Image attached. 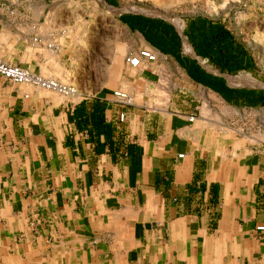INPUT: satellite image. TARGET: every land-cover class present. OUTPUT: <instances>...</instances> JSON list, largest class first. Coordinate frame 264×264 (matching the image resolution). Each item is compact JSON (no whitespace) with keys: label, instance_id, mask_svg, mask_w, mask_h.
Listing matches in <instances>:
<instances>
[{"label":"crops","instance_id":"obj_1","mask_svg":"<svg viewBox=\"0 0 264 264\" xmlns=\"http://www.w3.org/2000/svg\"><path fill=\"white\" fill-rule=\"evenodd\" d=\"M214 2L0 0V61L75 89L0 76V264H264V64Z\"/></svg>","mask_w":264,"mask_h":264},{"label":"rangeland","instance_id":"obj_2","mask_svg":"<svg viewBox=\"0 0 264 264\" xmlns=\"http://www.w3.org/2000/svg\"><path fill=\"white\" fill-rule=\"evenodd\" d=\"M208 4L205 10L224 18L226 25L264 64V0H215Z\"/></svg>","mask_w":264,"mask_h":264},{"label":"built area","instance_id":"obj_3","mask_svg":"<svg viewBox=\"0 0 264 264\" xmlns=\"http://www.w3.org/2000/svg\"><path fill=\"white\" fill-rule=\"evenodd\" d=\"M140 58H144L148 61H154L156 59V55L150 50L142 49L137 55L127 58V61L132 66H137ZM0 76L14 84H27L44 90L57 91L63 95H72L75 93V89L73 87L62 84L51 77L36 74L19 65H12L2 61H0ZM119 95L125 99L126 103L130 102L127 94L121 93ZM119 119L122 121L124 119V114H120ZM189 119L192 121L194 117H190ZM257 229L263 230L264 227L257 226Z\"/></svg>","mask_w":264,"mask_h":264}]
</instances>
